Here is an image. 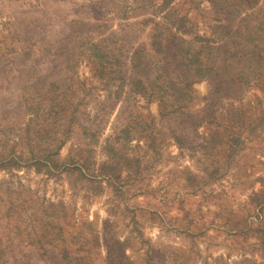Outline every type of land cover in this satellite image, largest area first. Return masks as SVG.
Listing matches in <instances>:
<instances>
[{"label": "rangeland", "instance_id": "1", "mask_svg": "<svg viewBox=\"0 0 264 264\" xmlns=\"http://www.w3.org/2000/svg\"><path fill=\"white\" fill-rule=\"evenodd\" d=\"M162 1L0 0V264H59L43 234L62 219L67 234L99 231L98 264H264V126L206 194H192L188 173L205 177L227 154L180 147L158 96L120 91L118 72L132 76L136 49L151 50ZM213 1L172 4L207 37L244 26ZM251 2L264 26V0ZM105 47L118 58L111 76L96 66ZM254 84L196 81L190 110L220 103L227 119L231 105L264 117V81ZM130 117L152 124L154 141L139 131L120 142Z\"/></svg>", "mask_w": 264, "mask_h": 264}, {"label": "trees", "instance_id": "2", "mask_svg": "<svg viewBox=\"0 0 264 264\" xmlns=\"http://www.w3.org/2000/svg\"><path fill=\"white\" fill-rule=\"evenodd\" d=\"M134 1L140 5L143 3L150 5L151 2ZM172 1L163 0L158 6H161L160 12L163 14L157 15H161L163 23L154 25L150 41L151 50L148 54L144 52V46L136 49V56L133 58L134 74L131 76L125 70L119 71L116 79L120 81L121 92L127 89L130 95L158 96L161 99L163 102L161 117L169 123L168 128L172 130L173 137L180 147L202 151L209 157H213L220 150V153L227 154L221 166L205 169V177L199 178L193 173H188L186 177L188 185L192 189V194H197L205 189L204 186L218 181L222 177L217 175L219 172L224 169L225 172L230 170L236 150L238 151L245 139L250 138L251 133L256 131L257 135L258 129L264 126V117L254 118V115H249V109L243 111L241 105L240 107L231 105L233 110L229 112L227 119L220 103H216L213 108L211 103H207L201 109L202 113L195 116L190 110L194 97L192 86L196 81L212 78L246 85L264 81V26H255L253 23L256 1L214 0L213 2L231 10L230 14L236 15L244 26L230 30L229 27L220 24L207 37L195 30L196 25L188 16L180 17L175 13ZM104 50L100 54L101 62H96V66L100 69V75L105 76L108 73L111 76V73L116 74V70L111 67L112 62L118 58L112 49L106 50L105 47ZM136 72L140 75L135 76ZM141 72L146 77L141 76ZM103 79L107 83L111 82V78ZM106 87L110 93L111 88L107 85ZM130 119L131 122L116 131V137L120 142L123 135L135 136L139 131H144L141 133L147 131L154 141L155 132L152 124L145 122L141 124L139 118ZM175 122L181 123V127H177ZM201 127L205 130L200 131ZM184 130L186 132H182ZM76 168L81 176L95 182L82 172L81 168ZM109 175L110 179L115 177L113 173ZM203 180L205 181L202 182ZM203 194H206V190ZM259 205L261 209L264 200ZM61 207L65 209V205ZM256 216L261 220L260 240L264 245V219L258 214ZM67 221L62 219L52 222L50 224L52 231L46 230L43 234L44 239L58 250L55 257L59 264H98V259H102L99 231L89 223L87 232L71 230V233L67 234ZM45 252L49 253L47 250ZM3 253L5 251L0 250V255Z\"/></svg>", "mask_w": 264, "mask_h": 264}]
</instances>
